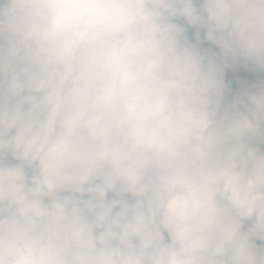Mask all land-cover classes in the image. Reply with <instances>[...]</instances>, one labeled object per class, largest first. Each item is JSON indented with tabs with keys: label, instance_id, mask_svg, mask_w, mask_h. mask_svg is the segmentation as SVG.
Listing matches in <instances>:
<instances>
[{
	"label": "clouds",
	"instance_id": "clouds-1",
	"mask_svg": "<svg viewBox=\"0 0 264 264\" xmlns=\"http://www.w3.org/2000/svg\"><path fill=\"white\" fill-rule=\"evenodd\" d=\"M0 264H264V0H0Z\"/></svg>",
	"mask_w": 264,
	"mask_h": 264
}]
</instances>
